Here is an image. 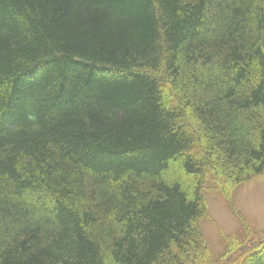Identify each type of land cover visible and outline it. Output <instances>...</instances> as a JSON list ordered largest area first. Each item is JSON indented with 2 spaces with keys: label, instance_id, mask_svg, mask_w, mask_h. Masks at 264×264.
<instances>
[{
  "label": "trees",
  "instance_id": "16d2710c",
  "mask_svg": "<svg viewBox=\"0 0 264 264\" xmlns=\"http://www.w3.org/2000/svg\"><path fill=\"white\" fill-rule=\"evenodd\" d=\"M263 172L264 0H0V264H264Z\"/></svg>",
  "mask_w": 264,
  "mask_h": 264
},
{
  "label": "rangeland",
  "instance_id": "374dc122",
  "mask_svg": "<svg viewBox=\"0 0 264 264\" xmlns=\"http://www.w3.org/2000/svg\"><path fill=\"white\" fill-rule=\"evenodd\" d=\"M209 182L205 184L206 187ZM203 195L206 213L199 220V227L214 258L225 251L222 235H233L240 228L231 208H236L245 219L251 234L249 239L255 242L264 235V172L231 188L227 194L207 188Z\"/></svg>",
  "mask_w": 264,
  "mask_h": 264
}]
</instances>
